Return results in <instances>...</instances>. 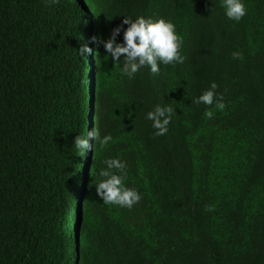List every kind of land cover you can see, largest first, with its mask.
<instances>
[{
  "label": "trees",
  "instance_id": "16d2710c",
  "mask_svg": "<svg viewBox=\"0 0 264 264\" xmlns=\"http://www.w3.org/2000/svg\"><path fill=\"white\" fill-rule=\"evenodd\" d=\"M246 6L236 22L220 0H0V264H264V0ZM141 15L173 22L186 60L129 80L93 37ZM212 82L223 111L192 102ZM169 104L157 136L147 113ZM91 123L113 141L82 154ZM110 157L130 209L96 193Z\"/></svg>",
  "mask_w": 264,
  "mask_h": 264
},
{
  "label": "clouds",
  "instance_id": "9594fccd",
  "mask_svg": "<svg viewBox=\"0 0 264 264\" xmlns=\"http://www.w3.org/2000/svg\"><path fill=\"white\" fill-rule=\"evenodd\" d=\"M48 2L55 4L59 0H48ZM220 4L229 20L239 22L247 15L246 0H220ZM122 17L124 19L121 25L112 30L107 40L93 37L98 45L103 46L115 65H120L122 76L133 80L145 66L149 67L153 75H158L161 64L175 66L185 62L186 56L182 53L184 38L177 32L173 22L164 18L155 19L143 15L135 19L130 16ZM121 32H123V41L118 42ZM78 51L81 56H88L92 49L85 44ZM232 55L233 59L242 58L239 52H234ZM217 88L218 84L212 82L210 88L192 102L214 105L215 109L223 111L226 104L223 95L216 92ZM175 113L176 109L170 104L157 105L153 111L147 113L146 119L152 121V127L157 130L155 135L162 136L167 133L168 125ZM214 114L211 107L205 111L208 119H211ZM90 125L87 137L79 134L73 142V146L82 154L90 149V142L92 143L93 140L95 143L98 141L102 148L107 147L113 141L110 134L102 136L95 124ZM102 163L104 166L99 169L96 180L93 182L97 195L104 204L132 208L140 201L141 195L136 189L124 184L127 177V163L119 157L107 158Z\"/></svg>",
  "mask_w": 264,
  "mask_h": 264
}]
</instances>
